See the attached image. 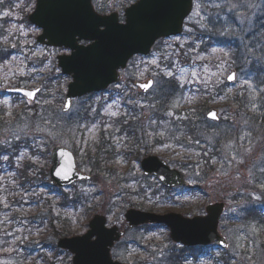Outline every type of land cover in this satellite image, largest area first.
I'll return each mask as SVG.
<instances>
[{"label":"rangeland","instance_id":"374dc122","mask_svg":"<svg viewBox=\"0 0 264 264\" xmlns=\"http://www.w3.org/2000/svg\"><path fill=\"white\" fill-rule=\"evenodd\" d=\"M33 2L0 0V110L11 120L22 110L39 113L48 108L43 124L18 120L0 128V143L21 141L10 162L0 155V264H71L72 254L58 249L51 236L55 222L47 220L52 216L62 219L60 227L79 235L97 212L111 225L123 221L132 206L192 216L217 200L226 203L219 230L228 243L227 256L221 261L223 252L213 245L193 259L187 257L188 264H264L263 239L258 236V241L250 232L254 227L243 219L248 208L264 207V26L259 21L264 0H193L180 34L157 40L148 55L129 60L118 84L74 99L66 113L61 108L70 78L60 74L56 57L68 50L35 41L40 31L26 19ZM122 9L117 8L121 15ZM219 36L233 44L214 45ZM232 70L236 78L227 83ZM148 77L153 87L141 94L133 82ZM166 82L174 86L167 90ZM15 85L39 87L40 92L31 102L4 92ZM236 95H246L244 110ZM211 107L218 111L217 122L205 119ZM52 109L61 115L55 118ZM118 117L116 133L119 121L126 128L137 121L133 126L145 131L140 132L146 139L142 154L159 155L183 170L187 189L167 191L142 176L138 161L123 152L133 138L125 134L112 137L121 153L104 157L110 166L111 161L118 166L117 172L92 170L84 151L94 149L100 131L111 129ZM183 121L199 135L196 140ZM57 144L78 151L80 170L92 174L89 182L57 192L46 185L42 157ZM68 197L80 202L67 206ZM167 239L164 226L143 225L117 251L114 247L112 256L131 264H163L170 252Z\"/></svg>","mask_w":264,"mask_h":264},{"label":"water","instance_id":"95a60500","mask_svg":"<svg viewBox=\"0 0 264 264\" xmlns=\"http://www.w3.org/2000/svg\"><path fill=\"white\" fill-rule=\"evenodd\" d=\"M137 4L140 5L136 6ZM192 6L193 0H136L124 9V21L120 22L117 11L98 13L92 0H35V7L28 19L42 30L36 41L70 51L57 56V66L61 73L71 77L62 111L68 110L73 98L102 91L118 82L119 70L126 67L128 60L136 54L147 55L157 39L178 35ZM100 21H107L111 28L100 24L97 33L95 24ZM125 25L128 27L122 31ZM73 33L76 34L75 37ZM79 41H85L86 44ZM70 43H73L72 47L68 46ZM93 44L96 46L93 47ZM231 74H235V71H231L229 75ZM227 77L228 83L235 80ZM142 84H149L150 87L141 88ZM135 85L145 93L152 87L153 80L148 78L136 81ZM37 89L39 90L14 87L6 89V92L33 100ZM27 92H33L34 96L25 95ZM212 113H215V119L212 118ZM205 117L211 121L219 120L215 108L207 110ZM50 162L48 181L55 188L91 178L77 169L74 155L63 146L56 145L52 148ZM140 166L144 175H154L166 186L185 185L184 175L171 169L158 156L144 157ZM61 170L67 174V178L56 174ZM224 208L223 202H211L205 206V215L191 218L175 212L157 214L129 208L124 216L129 227L142 223L164 224L169 228L170 239L187 247L217 241L219 247L225 248L226 240L218 232V221ZM88 225L89 229L82 235L57 240L59 248L73 254L72 264H126L113 260L110 255V248L121 238L123 231H117L116 226L107 228L105 217L101 214H95Z\"/></svg>","mask_w":264,"mask_h":264},{"label":"trees","instance_id":"16d2710c","mask_svg":"<svg viewBox=\"0 0 264 264\" xmlns=\"http://www.w3.org/2000/svg\"><path fill=\"white\" fill-rule=\"evenodd\" d=\"M130 2H131V0H117L115 3H112L111 0H93L95 9L100 13H106V12H109V11H111L113 9H117V8H124ZM259 21L261 22V25L264 26V15H262L259 18ZM214 39H216V41H215L216 44H214V45L220 46L221 44H228V45L233 44V43H231V41L229 39H226L224 36H219V38H214ZM173 86L174 85L171 82L165 83V87H167V90H169ZM163 93L165 94V91H163L162 94ZM167 95H169V94H167ZM89 96H92V95H89ZM13 97H15V96H13ZM165 98H168V97L165 96ZM234 98H235V101L237 102L238 106L243 108L242 110H244L248 106L245 104L246 101H244L246 98V95H243V96L242 95L241 96L236 95ZM158 105L162 106L165 104L163 102L160 104L159 103L156 104V106H158ZM246 111H247L249 116H251V115L255 116V112H252L251 109H248V110L246 109ZM3 113H4V109L0 110V128L5 127L7 125V124H5L6 122H9L8 124L10 125L14 121H18V120L19 121L20 120H26L29 124H35V123L43 124L45 121H47L46 116L48 114V108L42 109L39 113H37V110L33 111V113H28V112L22 110L21 113H18L14 117V119H11V120L7 119ZM52 113L55 115V118L57 116L61 115V113H57L56 110H53V109H52ZM119 118L120 117L113 120L114 122L112 123V127L107 132L103 131V130L100 131L99 141H98V143L93 145L94 149L89 148V149H86L84 151L85 154L88 155L87 159L92 160V167L91 168H92V170H94L96 168L95 173L101 172L102 168H106L107 173L111 172L110 175L113 174V172L116 173L118 170V166L117 165L114 166L113 161H111L113 163V165L110 166L109 162H107L104 158V157L113 156L114 155L113 153H115V154L121 153V151L123 150L121 148L118 149L116 147V145L114 144V140L112 139L114 133L117 135L125 134L126 137H128V138L133 136L132 139H129L126 141V145L129 146L128 152L123 150V152H125L126 155H130L131 157H133L136 160H139L142 157V155H144V154H142L141 150L143 148H146L145 146H143V143L146 139L143 138L142 135L140 134V132H142V133L145 132L144 128L142 126H133V125L138 123L137 121L133 120L132 123H128V125H127L128 130H127V128L123 124L121 125L120 121H119V129H118L119 133H116L113 126L115 125V123L118 121ZM183 122H184V124H182V125L188 126L193 132V127H191L190 124H187V121H183ZM122 123H123V119H122ZM122 131H125V133ZM132 131L134 134L132 133ZM189 134H190V132H189ZM198 136H197V134H195L193 132L192 138L196 137L193 140H196ZM14 141L15 142H12V144H9L8 142L0 143V155L2 156L4 154L6 157H9L8 162L11 161V157H12V153H13L12 150L14 152L17 151V149L19 148L18 144H21L20 140H18V141L14 140ZM46 148H49V146H47ZM49 151L50 150L46 149L45 156L42 157V159L44 161L43 163H45V164H42V169H41V170H43L42 173L44 176L43 175L42 176L44 178L47 176V171H48V166H49V157H48ZM72 151L74 152L76 157H80L78 155V151H76L74 149H72ZM111 169H112V171H110ZM67 200L69 201L67 203V206H73V207H75L77 202H80L76 197H71V198L68 197ZM263 212H264V207L263 208L252 207L251 209L248 208L245 212V216L243 217V219H244L245 224L250 226V228L254 227V230L250 229L251 234L255 235L258 238V241H259V237L261 239H263V240L259 241V243H261V245L264 248V226H263L264 225V214H263ZM51 220H53L55 222V225H52L51 229H50V233L52 234L51 236H53L54 240H56L60 236L71 235L70 230L62 227V226H64V222L62 221V219L57 218V217L54 218V216H52V217H49L47 221H51ZM60 224H62L61 227H60ZM68 226H69V224L67 221V227ZM168 247H169L168 249H170V252L168 253L166 260L164 261L163 264H183L182 262L187 257L186 256L187 254L192 256L195 253L201 252V250L203 249L200 247H198V248L197 247L196 248H185V247H182V246H179L176 244H172L170 242H169ZM24 250H27V249L24 248ZM221 253H222V255H221L220 260L224 261L225 260L224 255L227 256V252L221 251ZM226 264H227V262H226Z\"/></svg>","mask_w":264,"mask_h":264},{"label":"flooded vegetation","instance_id":"af4514ba","mask_svg":"<svg viewBox=\"0 0 264 264\" xmlns=\"http://www.w3.org/2000/svg\"><path fill=\"white\" fill-rule=\"evenodd\" d=\"M140 160V159H139ZM139 160H136L135 159V161L137 162L138 161V163H139ZM140 167V166H139ZM143 176V175H142ZM147 178H150V177H147ZM151 178L152 179H154L160 186H162L155 178H153V176H151ZM163 187V186H162ZM164 188V187H163ZM165 190H166V188H164ZM167 190H169V189H167ZM137 194V193H136ZM137 195H140V192L137 194ZM141 206V205H140ZM139 208V207H138ZM141 208H145V207H140V209ZM97 213H99V212H97ZM97 213H94L93 215H92V217L95 215V214H97ZM99 214H101V213H99ZM91 217V218H92ZM90 218V219H91ZM105 226L107 227V228H110V227H112V226H116L117 227V231H123V235L121 236V238L118 240V241H115L114 243H113V245H112V247L110 248V252H111V255H112V251H114L113 249H114V247H115V251H117L118 250V247H119V245L122 243V241L127 237V235L133 230V229H136V228H131V227H129L128 226V223H127V221L125 220V218H124V216H123V221H120L118 224H111V225H108L107 224V219L105 218ZM117 246V247H116ZM129 251V250H128ZM128 253V252H127ZM127 255V254H126ZM126 261H128V260H126Z\"/></svg>","mask_w":264,"mask_h":264},{"label":"snow or ice","instance_id":"6c2138e0","mask_svg":"<svg viewBox=\"0 0 264 264\" xmlns=\"http://www.w3.org/2000/svg\"><path fill=\"white\" fill-rule=\"evenodd\" d=\"M139 5H140V4H137L136 6H139ZM89 14H90V12H89ZM100 24H104L106 28H109V29L111 28V25H110L107 21H100L99 23L95 24V31H96L97 33H99ZM127 27H128V26L125 25V27L122 28L121 30L124 31V30L127 29ZM75 35H76V34L73 33V37H75ZM73 43H74V40H73ZM73 43H70L68 46H69V47H72V46H73ZM95 46H96V45L93 44V47H95ZM224 55L227 56L228 53H224ZM153 62H154V61H153ZM227 78H228L229 80H234V79H235V74H231V75H229ZM245 83H247V82H245ZM140 87H141V88H145V89H147V88L150 87V85H149V84H142V85H140ZM37 91H39V90L37 89ZM230 91H231V90H230ZM25 95H27V96H29V97H32V96H34V93H33V92H27V93H25ZM111 115L115 116L116 113H115V112H112ZM211 115H212V118H213V119L216 118L215 113H212ZM62 154H63V153H62ZM56 174H57V175H64V177L67 178V174L64 173L62 170H61V171H58Z\"/></svg>","mask_w":264,"mask_h":264}]
</instances>
